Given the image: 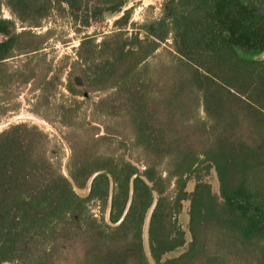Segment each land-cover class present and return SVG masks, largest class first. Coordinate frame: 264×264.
Instances as JSON below:
<instances>
[{"label": "trees", "instance_id": "16d2710c", "mask_svg": "<svg viewBox=\"0 0 264 264\" xmlns=\"http://www.w3.org/2000/svg\"><path fill=\"white\" fill-rule=\"evenodd\" d=\"M124 2L0 0L2 97L16 83H33L42 101L56 89L59 72L42 53L51 31L34 34L33 28L56 14L80 32ZM3 7L11 18L1 16ZM128 18L125 10L99 42L84 35L68 63L67 90L74 96L100 92L92 116L106 121L101 135L90 136L92 128L83 126L86 140L67 139L69 174L79 187L96 170L111 174L116 222L138 171L133 162L143 164L159 193L149 232L157 264H264V60L244 57L264 52V0H165L160 18L132 24V32L125 30ZM17 24L27 30L17 32ZM168 39L164 59H157ZM23 54L21 67L9 64ZM73 73L82 77L84 91L73 84ZM1 102L0 115L6 110ZM59 110L69 119L76 111ZM52 147L35 124L0 132V264H148L141 240L151 201L145 183L135 179L129 211L119 225H109L88 204L94 199L106 207L108 178L98 175L89 196L79 197ZM209 169L217 194L200 175ZM185 201L187 243L177 220ZM183 246L181 254L164 258Z\"/></svg>", "mask_w": 264, "mask_h": 264}, {"label": "rangeland", "instance_id": "374dc122", "mask_svg": "<svg viewBox=\"0 0 264 264\" xmlns=\"http://www.w3.org/2000/svg\"><path fill=\"white\" fill-rule=\"evenodd\" d=\"M165 0H125L122 9L116 13H108L105 15L103 22L91 24L86 30L82 29L80 32L75 31L71 21L67 17H61L56 14L44 20L40 27L33 28L31 32L34 34H43L51 31L50 38L44 44L42 53L51 62L52 72H59L60 80L57 83L56 89L49 97V100L42 101L39 96V89H32L30 84L12 86V94L0 98L2 99L6 110L4 114L0 115V132L8 126L20 122H26L37 125L46 134L53 147L50 150L55 161L58 163L59 169L63 173V164L70 154L69 161L73 154L67 139L78 138L80 141L86 140V133L81 128L83 126L91 127L90 132L94 137L103 134L104 119L92 116V104L101 95L100 92L88 93L85 96L72 95L66 88L67 75L69 72L68 63L76 60L75 49L77 48L81 38L84 35H93L96 41L99 42L101 38L112 32L115 28L113 22L119 18L125 10H129L128 23L126 31L132 32V24H141L145 21H154L160 18L163 11V3ZM1 16L4 18H11V14L6 7L2 8ZM27 30L20 24L16 25V31L21 32ZM6 36L0 34V41L4 40ZM171 39H168L162 44V47L156 51L157 59H164L162 48H170ZM26 59V55H18L8 60L11 66L21 67ZM38 71H41V66H37ZM63 70V71H62ZM62 71V72H61ZM50 76V75H49ZM71 80L75 87L84 91L82 77L78 74H72ZM60 106L70 107L75 109V114L71 119L60 116ZM67 119L72 126L64 125L63 120ZM104 122V123H103ZM77 131V132H75ZM73 132L75 135H70ZM68 161V164H69ZM138 170H144V166L140 162H133ZM69 170V167H68ZM202 179L206 180L212 187L214 193H218V181L215 171L209 169L201 172ZM195 183L194 175L190 177L187 182L186 190L192 191ZM89 209L94 217L105 219V207L102 208L98 200H90ZM177 220L180 228L185 232L186 243L190 240L188 231V202H183L182 209L177 215ZM185 250V246L175 249L164 256V258H171L181 254Z\"/></svg>", "mask_w": 264, "mask_h": 264}, {"label": "water", "instance_id": "95a60500", "mask_svg": "<svg viewBox=\"0 0 264 264\" xmlns=\"http://www.w3.org/2000/svg\"><path fill=\"white\" fill-rule=\"evenodd\" d=\"M244 57L252 59V60H256V61H263L264 60V52L245 55ZM69 158H70V154L67 155V158L63 164V175L65 176V178L68 180V182L72 186L73 191L79 197L85 198V197L89 196V194L91 192L93 181L98 175L103 174L108 178V194H107V202H106V207H105V221L107 224L112 225V226L119 225L123 221L127 212L129 211V208H130L132 200H133V195H134V181H135V179L139 178L145 183V185L150 190L151 201H150V204H149V206H148V208L144 214L142 227H141L142 248H143V252H144V255H145V258H146L148 264H157L156 260L154 259L153 255H152V252H151L149 232H150V225H151L152 216H153L155 208L158 204L159 193H158L157 189L155 188V186L152 184V182L144 174L143 170H138L137 172H135L134 174H132L130 176L129 182H128V194H127V200H126L125 206L123 208V211H122L119 219L116 222H112L111 221V212H112V202H113V194H114V181H113L111 174L106 170H96L90 174L85 185L83 187H79L76 185V183L72 179L71 175L69 174V170H68Z\"/></svg>", "mask_w": 264, "mask_h": 264}]
</instances>
